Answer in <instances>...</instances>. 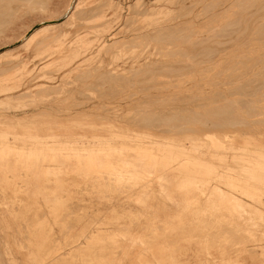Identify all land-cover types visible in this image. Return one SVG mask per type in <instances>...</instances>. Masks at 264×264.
<instances>
[{
	"label": "rangeland",
	"instance_id": "rangeland-1",
	"mask_svg": "<svg viewBox=\"0 0 264 264\" xmlns=\"http://www.w3.org/2000/svg\"><path fill=\"white\" fill-rule=\"evenodd\" d=\"M213 1L35 0L0 14V49L10 47L0 54V141L18 153L39 135L143 147L171 163L156 175H175L166 189L177 201L158 194L156 178L139 205L141 189L108 181L34 182L14 158L18 178L0 182V264H264V0ZM215 187L253 212H236ZM96 235L119 245L97 250Z\"/></svg>",
	"mask_w": 264,
	"mask_h": 264
},
{
	"label": "bare ground",
	"instance_id": "bare-ground-1",
	"mask_svg": "<svg viewBox=\"0 0 264 264\" xmlns=\"http://www.w3.org/2000/svg\"><path fill=\"white\" fill-rule=\"evenodd\" d=\"M5 1V0H4ZM3 0H0V14L2 15L6 8H9L10 6L14 5L15 2H22L25 1L27 4L29 1H35V0H29L28 2L26 0H9L7 4H3ZM215 1V0H214ZM213 1V2H214ZM243 3V0H241ZM246 1V0H245ZM259 1V0H258ZM263 1V0H262ZM6 2V1H5ZM40 1L39 3H41ZM228 2V1H226ZM254 2V1H253ZM23 3V2H22ZM30 3V5H31ZM37 4L36 2H34ZM212 3V2H211ZM217 3V1H216ZM223 3V2H222ZM238 3V2H237ZM3 4V5H2ZM34 4V5H35ZM81 4V3H80ZM183 4V3H182ZM199 4V3H198ZM213 4V3H212ZM231 4V2H230ZM33 5V7H34ZM44 5V4H43ZM96 5V4H95ZM104 5V4H103ZM218 5V4H217ZM214 5V6H217ZM94 6V5H93ZM99 6V5H98ZM105 6V5H104ZM103 6V7H104ZM206 6V5H205ZM224 6V5H223ZM195 7V6H194ZM239 7V6H238ZM245 7V6H244ZM250 7V6H249ZM73 6H71L67 12V16ZM78 8V7H77ZM94 8V7H93ZM100 8V6H99ZM102 8V7H101ZM213 8V7H212ZM237 8V7H235ZM75 9V7H74ZM96 9V8H95ZM105 9V8H104ZM193 9V8H192ZM206 9V8H205ZM226 9V8H225ZM264 9V8H263ZM76 10V9H75ZM103 10V9H102ZM195 10V9H194ZM193 10V11H194ZM203 10V9H202ZM207 10V9H206ZM212 10V9H211ZM210 10V11H211ZM217 10V9H215ZM228 10V9H227ZM241 10V9H240ZM243 10V9H242ZM247 10V9H246ZM262 10V9H261ZM26 11V10H25ZM30 11V10H29ZM41 11V10H39ZM98 11V10H97ZM191 11V10H190ZM236 11V10H235ZM234 11V12H235ZM80 12V11H79ZM198 12V11H197ZM237 12V11H236ZM72 13V12H71ZM89 13V12H87ZM98 13V12H94ZM93 13V14H94ZM102 13V12H101ZM218 13V12H217ZM221 13V12H220ZM225 13V12H224ZM238 13V12H237ZM236 13V14H237ZM263 13V12H262ZM176 14V13H175ZM187 14V13H186ZM210 14V12H209ZM231 14V13H230ZM90 15V14H89ZM188 15V14H187ZM207 15V14H205ZM217 15V14H216ZM238 15V14H237ZM264 15V13H263ZM82 16V15H81ZM179 16V15H178ZM195 16V15H193ZM211 16V15H210ZM230 16V15H229ZM64 17V16H63ZM94 17V16H93ZM177 17V16H176ZM205 17V16H204ZM242 17V16H241ZM174 18V17H173ZM179 18V17H178ZM184 18V17H183ZM194 18V17H193ZM199 18V17H198ZM208 18V17H207ZM217 18V17H216ZM233 18V17H231ZM230 18V19H231ZM76 19H79L76 18ZM201 19V18H200ZM63 19H58L53 22H42L38 24L35 28H33L28 34H26L20 41L16 42L15 45H19L22 42H24L28 37H30L36 30H38L41 27L49 26V25H55L57 22L61 21ZM169 20V19H168ZM210 20V18H209ZM213 20V19H212ZM220 20V19H219ZM232 20V19H231ZM246 20V19H245ZM93 21H95L93 19ZM171 21V20H170ZM169 21V22H170ZM188 21V20H187ZM207 21V19H206ZM253 21V20H252ZM262 21V20H261ZM76 22V21H75ZM74 22V23H75ZM164 22V21H163ZM168 22V21H167ZM211 21H209L210 23ZM215 22V21H214ZM230 22V21H229ZM236 22V21H235ZM263 22V21H262ZM9 23V22H8ZM90 23V22H88ZM165 23V22H164ZM189 23V22H188ZM220 23V22H219ZM231 23V22H230ZM245 23V22H244ZM95 24V23H94ZM106 24V23H105ZM183 24V23H182ZM185 24V23H184ZM203 24V23H202ZM249 24V23H248ZM256 24V23H255ZM263 24V23H262ZM261 24V25H262ZM170 25V24H169ZM200 25V24H199ZM206 25V24H205ZM252 25V24H251ZM259 25V24H258ZM2 26V25H1ZM158 26V25H157ZM209 26V25H208ZM211 26V25H210ZM246 26V25H245ZM97 27V26H96ZM257 27V26H256ZM167 28V27H166ZM187 28V27H185ZM248 29V28H247ZM93 30V29H92ZM159 30V28H158ZM184 30V29H183ZM188 30V29H187ZM186 30V31H187ZM244 30V29H243ZM253 30V29H252ZM89 31V30H88ZM170 31V30H169ZM144 32V31H143ZM155 32V31H154ZM167 32V31H166ZM195 32V31H194ZM217 32V31H216ZM227 32V31H226ZM258 32V31H257ZM159 33V32H158ZM163 33V32H162ZM241 33V32H240ZM122 34V33H121ZM125 34V33H124ZM123 34V35H124ZM149 33L145 34L146 36ZM156 34V33H155ZM168 34V33H167ZM176 34V33H175ZM174 34V35H175ZM220 34V32H219ZM259 34V33H257ZM113 35V34H112ZM117 35V34H116ZM120 35V34H119ZM144 35V36H145ZM154 35V34H153ZM173 35V36H174ZM179 35V34H178ZM183 35V34H182ZM189 35V34H188ZM128 36V35H127ZM142 36V35H141ZM149 36V35H148ZM164 36V35H163ZM172 36V35H171ZM172 36V37H173ZM152 37V36H151ZM150 37V38H151ZM167 37V36H166ZM171 37V38H172ZM182 37V36H181ZM191 37V36H188ZM233 37V36H232ZM148 38V37H147ZM159 38V37H158ZM178 37L174 38L177 39ZM223 38V37H222ZM235 38V37H234ZM250 38V36H249ZM255 38V37H254ZM47 39V38H46ZM124 39V38H123ZM154 39V37H153ZM156 39V38H155ZM166 39V38H165ZM190 39V38H189ZM226 39V38H225ZM230 39V38H229ZM228 39V40H229ZM237 39V38H236ZM241 39V38H240ZM253 39V38H252ZM170 40V39H169ZM183 40V39H182ZM119 41V40H118ZM127 41V40H126ZM147 41V40H146ZM165 41V40H164ZM205 41V40H204ZM47 42V41H46ZM49 42V41H48ZM136 42V41H135ZM113 43V42H112ZM115 43V42H114ZM142 43V42H141ZM248 43V42H247ZM111 44V43H110ZM129 44V43H128ZM239 44V43H238ZM122 45V44H121ZM137 45V44H136ZM177 45V44H176ZM222 45V44H221ZM41 46V45H40ZM123 46V45H122ZM170 46V45H169ZM251 46V45H250ZM125 47V46H124ZM161 47V46H160ZM176 47V46H175ZM10 47H5L0 49V54L5 52ZM38 48V47H36ZM122 48V47H121ZM168 48V47H167ZM200 48V47H199ZM229 48V47H228ZM33 49H35L33 47ZM45 49V48H44ZM111 49V48H109ZM164 49V48H163ZM257 49V48H256ZM160 50V48H159ZM168 50V49H167ZM230 50V49H229ZM174 51V50H173ZM177 51V50H176ZM179 51V50H178ZM264 51V50H263ZM159 52V51H158ZM168 52V51H167ZM181 52V51H180ZM231 52V51H230ZM179 53V52H178ZM203 53V52H202ZM167 54V53H166ZM170 54V53H169ZM172 54V53H171ZM186 54V53H185ZM162 55V54H161ZM176 55V54H175ZM174 55V56H175ZM225 55V54H224ZM58 56V55H57ZM167 56V55H166ZM170 56V55H169ZM185 57V56H184ZM176 58V57H175ZM170 60V59H169ZM221 60V59H220ZM235 60V59H234ZM247 60V59H246ZM167 61V60H166ZM240 61V60H239ZM4 63V62H3ZM10 63V62H9ZM165 63V62H164ZM170 63V62H169ZM221 63V62H220ZM234 63V61H233ZM239 63V62H238ZM2 64V63H1ZM180 64V63H179ZM228 64V63H227ZM231 64V63H230ZM264 64V63H263ZM160 65V64H159ZM206 65V64H205ZM222 65V64H221ZM244 65V64H243ZM251 65V64H250ZM13 66V65H12ZM186 66V65H185ZM198 66V64H197ZM5 67V66H4ZM3 67V68H4ZM15 67V66H14ZM175 67V66H174ZM220 67V66H219ZM253 67V66H252ZM7 68V67H6ZM150 68V67H149ZM163 68V67H162ZM167 68V67H166ZM177 68V67H176ZM218 68V67H217ZM164 69V68H163ZM199 69V68H198ZM214 69V68H213ZM251 69V68H250ZM170 70V69H169ZM241 70V68H240ZM148 71V70H147ZM183 71V70H182ZM216 71V70H215ZM243 71V70H241ZM245 71V70H244ZM161 72V71H160ZM191 72V71H190ZM197 72V71H196ZM211 72V71H210ZM162 73V72H161ZM212 73V72H211ZM150 74V73H149ZM188 74V73H187ZM206 74V73H205ZM257 74V73H256ZM259 74V72H258ZM185 75V74H184ZM203 75V73H202ZM219 75V74H218ZM35 76V75H34ZM150 76V75H149ZM152 76V75H151ZM162 76V75H161ZM180 76V75H179ZM192 76V75H191ZM196 76V75H195ZM226 76V75H225ZM154 77V75H153ZM199 77V76H198ZM197 77V78H198ZM137 78V77H136ZM150 78V77H149ZM156 78V77H155ZM166 78V77H165ZM194 79V78H193ZM217 79V78H216ZM129 80V79H128ZM155 80V79H154ZM189 80V79H188ZM130 81V80H129ZM180 81V80H179ZM205 81V80H204ZM159 82V81H158ZM199 82V80H198ZM197 82V83H198ZM173 83V82H172ZM187 83V82H185ZM251 83V82H250ZM31 84V83H30ZM127 84V83H126ZM148 85V84H147ZM159 85V84H158ZM207 85V84H206ZM252 85V84H251ZM165 86V85H164ZM179 86V85H178ZM209 86V85H208ZM150 87V86H149ZM199 87V86H198ZM126 88V87H125ZM193 88V87H192ZM225 88V86H224ZM132 90V89H131ZM149 90V89H148ZM130 91V90H129ZM141 92V91H140ZM139 92V93H140ZM150 92V91H149ZM240 92V91H239ZM113 93V92H112ZM115 93V92H114ZM128 93V92H127ZM133 93V92H132ZM145 93V92H144ZM214 94V93H213ZM132 95V94H131ZM135 95V94H134ZM224 96L223 94H221ZM227 95V94H226ZM109 96V95H108ZM107 96V97H108ZM122 96V95H121ZM228 96V95H227ZM238 96V95H237ZM129 97V96H128ZM154 97V96H153ZM193 97V96H192ZM210 97V96H209ZM230 97V96H229ZM114 98V97H113ZM117 98V97H116ZM168 98V97H167ZM174 98V97H173ZM172 98V99H173ZM218 98V97H217ZM98 99V98H97ZM193 99V98H191ZM204 99V98H203ZM117 100V99H116ZM138 100V99H137ZM136 100V101H137ZM154 100V99H153ZM162 100V99H161ZM171 100V98H170ZM211 100V99H209ZM68 101V100H67ZM71 101V100H70ZM112 101V100H111ZM180 101V100H179ZM192 101V100H191ZM190 101V102H191ZM257 101V100H256ZM171 102V101H170ZM177 102V101H176ZM201 102V101H200ZM87 103V102H86ZM132 103V102H131ZM146 103V102H145ZM149 103V102H148ZM196 103V102H195ZM65 104V103H64ZM63 104V105H64ZM156 104V102H155ZM164 104V103H163ZM222 104V103H221ZM235 104V103H234ZM152 105V104H151ZM200 105V104H199ZM202 105V103H201ZM216 105V104H215ZM79 106V105H78ZM86 106V105H85ZM124 106V105H123ZM143 106V105H142ZM141 106V107H142ZM154 106V105H153ZM164 106V105H163ZM167 106V105H166ZM185 106V105H184ZM228 106V105H227ZM37 107V106H36ZM57 107V106H56ZM69 107V106H68ZM99 107V106H98ZM97 107V108H98ZM197 107V106H196ZM204 107V105H203ZM209 107V106H208ZM206 107V108H208ZM219 107V106H217ZM221 107V106H220ZM234 107V106H233ZM237 107V106H236ZM90 108V107H89ZM244 108V107H243ZM252 108V107H251ZM132 109V108H131ZM234 109V108H233ZM135 110V109H134ZM178 109H176L177 111ZM182 110V109H181ZM186 110V109H185ZM85 111V110H84ZM97 111V110H96ZM103 111V110H102ZM171 111V110H170ZM173 111V110H172ZM204 111V110H203ZM253 111V110H252ZM259 111V110H258ZM257 111V112H258ZM38 112V111H37ZM90 112V111H89ZM88 112V113H89ZM142 112V111H141ZM147 112V111H145ZM175 112V108H174ZM191 112V111H190ZM210 112V111H209ZM219 112V111H218ZM240 112V111H239ZM245 112V111H244ZM43 113V112H42ZM129 113V112H128ZM134 113V112H133ZM153 113V112H152ZM155 113V112H154ZM171 113V112H170ZM197 113V112H196ZM224 113V112H223ZM226 113V112H225ZM231 113V112H230ZM246 113V112H245ZM44 114V113H43ZM84 114V113H82ZM106 114V113H105ZM144 114V113H143ZM185 114V112H184ZM218 114V113H217ZM39 115V114H38ZM42 115V114H41ZM47 115V114H45ZM74 115V114H73ZM78 115H81L80 112ZM133 115V114H132ZM146 115V114H145ZM148 115V114H147ZM158 115V114H157ZM163 115V114H162ZM161 115V116H162ZM172 115V114H171ZM170 115V116H171ZM174 115V113H173ZM178 115V114H177ZM223 115V114H222ZM232 115V114H231ZM35 116V115H34ZM33 116V117H34ZM141 116V115H140ZM168 116V115H167ZM182 116V115H180ZM179 116V117H180ZM216 116V115H215ZM258 116V114H257ZM47 117V116H46ZM82 117V116H81ZM139 117V116H138ZM146 117V116H145ZM152 117V115H151ZM154 117V115H153ZM152 117V118H153ZM166 117V116H165ZM169 117V116H168ZM167 117V118H168ZM178 117V116H176ZM224 117V116H223ZM12 118V117H11ZM105 118V117H104ZM150 118V116H149ZM157 118V116H156ZM222 118V117H221ZM9 119V118H8ZM78 119V118H77ZM130 119V118H129ZM138 119V118H137ZM135 119V120H137ZM151 119V118H150ZM150 119H147L150 121ZM163 119V118H161ZM165 119V118H164ZM181 119V118H180ZM185 119V118H184ZM225 119V118H224ZM29 120V119H28ZM42 120V119H41ZM115 120V119H114ZM134 120V121H135ZM141 120V119H140ZM146 120V121H147ZM155 122V119H153ZM5 121V120H4ZM96 121V120H95ZM108 121V120H107ZM122 121V120H119ZM245 121V120H244ZM9 122V121H8ZM110 122V121H109ZM137 122V121H136ZM260 122V121H259ZM11 123V122H10ZM13 123V122H12ZM24 123V122H23ZM124 123V122H123ZM168 123V122H167ZM181 123V121H180ZM218 123V122H217ZM132 124V123H131ZM149 124V123H148ZM261 124V123H260ZM28 125V124H27ZM136 125V124H135ZM150 125V124H149ZM169 125V124H168ZM204 125V124H203ZM139 126V125H138ZM200 126V125H199ZM171 127V126H170ZM177 127V126H176ZM186 127V126H185ZM140 128V127H139ZM143 128V127H142ZM146 129V127H144ZM152 128V127H151ZM229 129V128H228ZM244 129V128H243ZM242 129V130H243ZM152 130V129H151ZM165 130V128H164ZM245 130V129H244ZM248 130V129H247ZM158 131V130H157ZM199 131V130H198ZM201 131V130H200ZM261 131V130H260ZM191 132V131H190ZM206 132V131H205ZM176 133V132H175ZM197 135V134H196ZM2 136V135H0ZM177 136V135H176ZM53 139V141H50ZM31 145L26 149V152H21L14 149L13 147L9 146L8 143L5 141H0V182L6 183L7 180H9L8 173L11 175L12 180H15L18 178V175L15 172V166L16 162L14 158L18 159V162L20 166L29 174L28 179L32 180L34 182H39L42 179H52L54 181H59L60 179L64 177H68L70 175L79 178L81 181H91V182H110L112 185L118 188H138L141 189V193L136 197L135 201L139 204L146 203L147 200L151 197V188L149 186V182L151 179L156 178V184L158 187V194L165 199L167 202L171 204H177V201L173 198L172 194L166 189V186L171 183V176L167 173L158 174V172H161L163 169L166 171L171 170V168H168L170 166V162L168 159L161 160L158 163V158L155 156L150 155L147 153V150L143 147H131L130 145H118L114 146L108 141H84V140H62L59 138H52L47 135H39L38 137H35L33 140H31ZM136 141V140H135ZM202 143V142H199ZM11 145V143H10ZM19 144H16V146ZM20 146V145H19ZM18 146V147H19ZM134 146V145H133ZM15 147V146H14ZM164 148V147H159ZM201 148V147H200ZM153 151V150H152ZM149 152V151H148ZM154 152V151H153ZM159 154V153H158ZM159 157V156H158ZM163 158V157H162ZM179 158V157H178ZM177 158V159H178ZM176 159V162L178 163V167L182 169H186L187 171L196 174V173H203V168H201L200 165L194 166L196 164L192 163V161L183 160L178 161ZM181 159V158H180ZM160 160V159H159ZM179 170V169H178ZM177 170V171H178ZM190 173V174H191ZM192 174V175H193ZM22 175V174H21ZM189 175V174H188ZM213 175V174H212ZM202 176V175H201ZM225 182L229 185H233L234 187H240L244 188L246 187L245 183L240 182L238 180L232 179L231 177H224L223 178ZM201 181V180H200ZM28 182V181H26ZM107 185V184H105ZM110 185V184H109ZM28 184L26 185V187ZM101 186V185H99ZM111 186V185H110ZM209 186V185H208ZM99 188V187H98ZM111 190V189H110ZM117 191V190H116ZM115 191V192H116ZM130 192V191H129ZM93 193V192H92ZM109 193V192H108ZM213 195L215 197H219L220 201H229V204L233 205L236 212H253L251 210L250 205L247 203H244L240 199L229 196V194H226V192L220 190L219 188L215 187L212 191ZM103 194V193H102ZM32 195H40L37 192H33ZM211 195V197H213ZM43 196V195H42ZM117 196V195H116ZM133 196V195H132ZM48 197V195H47ZM106 197V196H105ZM44 199V198H43ZM46 199V198H45ZM222 199V200H221ZM48 200V199H47ZM214 200V199H213ZM212 201V200H211ZM219 201V200H218ZM223 201V202H224ZM214 202V201H213ZM226 202V203H227ZM216 203V202H215ZM222 203V202H221ZM220 203V205H221ZM218 204V203H216ZM219 205V204H218ZM223 205V204H222ZM207 207V206H206ZM220 207V206H218ZM227 207V205L225 206ZM224 207H222L223 210ZM216 209V208H215ZM221 209V207H220ZM225 210V209H224ZM227 210V208H226ZM225 210V211H226ZM208 211V210H207ZM232 211H234L232 209ZM259 211V210H255ZM43 212V211H42ZM72 212V211H71ZM74 212V211H73ZM234 212V213H236ZM260 212V211H259ZM93 213V212H92ZM257 213V212H255ZM225 214V212H224ZM248 214V213H247ZM88 215V214H87ZM226 215V214H225ZM44 216V215H43ZM133 216V215H132ZM241 216V215H239ZM245 216V214H244ZM249 216V215H248ZM229 217V216H228ZM246 217V216H245ZM227 219V217H225ZM244 218V217H243ZM250 218V217H248ZM69 219V218H68ZM84 219V218H83ZM35 221V220H34ZM61 221V220H60ZM59 221V222H60ZM259 222V221H258ZM79 223V222H78ZM242 225V224H241ZM70 226V225H69ZM109 227V226H108ZM238 227V226H237ZM131 230V229H130ZM83 232V231H82ZM110 232V231H109ZM127 233V231H126ZM64 234H66L64 232ZM229 234V233H228ZM123 236H125L123 234ZM122 236V240L123 239ZM118 237L119 234H118ZM64 241V240H63ZM91 245L93 248H96L97 250L103 251L105 247L110 250H114L119 245V240L115 235H103V236H94L91 240ZM88 250V249H87ZM90 250V249H89ZM83 253V252H82ZM113 255V253H112ZM145 264V263H144Z\"/></svg>",
	"mask_w": 264,
	"mask_h": 264
},
{
	"label": "crops",
	"instance_id": "crops-1",
	"mask_svg": "<svg viewBox=\"0 0 264 264\" xmlns=\"http://www.w3.org/2000/svg\"><path fill=\"white\" fill-rule=\"evenodd\" d=\"M259 151L261 153L262 156H264V148H259ZM203 264L202 261H194V262H191V261H182V262H179V264ZM207 264V263H206ZM211 264H214L211 262ZM244 264H259V263H255L254 261H246L244 262Z\"/></svg>",
	"mask_w": 264,
	"mask_h": 264
},
{
	"label": "snow or ice",
	"instance_id": "snow-or-ice-1",
	"mask_svg": "<svg viewBox=\"0 0 264 264\" xmlns=\"http://www.w3.org/2000/svg\"><path fill=\"white\" fill-rule=\"evenodd\" d=\"M52 7H58V5L56 4L55 0H53V5Z\"/></svg>",
	"mask_w": 264,
	"mask_h": 264
}]
</instances>
